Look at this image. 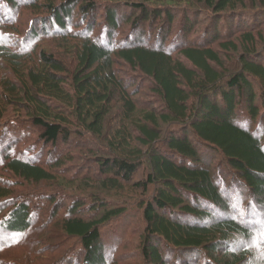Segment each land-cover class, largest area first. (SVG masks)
<instances>
[{"label": "trees", "instance_id": "trees-1", "mask_svg": "<svg viewBox=\"0 0 264 264\" xmlns=\"http://www.w3.org/2000/svg\"><path fill=\"white\" fill-rule=\"evenodd\" d=\"M130 233L141 264H264V0H0V264Z\"/></svg>", "mask_w": 264, "mask_h": 264}, {"label": "rangeland", "instance_id": "rangeland-1", "mask_svg": "<svg viewBox=\"0 0 264 264\" xmlns=\"http://www.w3.org/2000/svg\"><path fill=\"white\" fill-rule=\"evenodd\" d=\"M126 30V28L124 29V31ZM227 57V55H226ZM227 59V58H225ZM228 65H230V67L232 68L234 66L233 63L228 62ZM138 218V217H137ZM122 230L121 228L118 229L117 234L121 233ZM129 240L125 239L124 240V245H120V250H119V254L121 255V259H120V263L119 264H136V262L138 264H141V262H138L135 260V258L139 259L141 256L137 255V242L135 241V236H133V233L128 234ZM106 245L107 247H111V246H115L117 243H119V238L116 237H110V239H106ZM120 244V243H119ZM259 247H255V249L257 250V253L259 252V255H261L263 252V250L261 249L262 247L260 245H258ZM109 249V248H108ZM59 254L55 255V257H57ZM45 256V255H44ZM52 258H54V255L52 254ZM117 263V264H118Z\"/></svg>", "mask_w": 264, "mask_h": 264}]
</instances>
